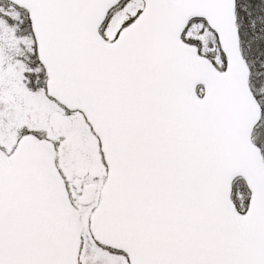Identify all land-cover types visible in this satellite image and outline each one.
Instances as JSON below:
<instances>
[{
  "label": "snow or ice",
  "instance_id": "6c2138e0",
  "mask_svg": "<svg viewBox=\"0 0 264 264\" xmlns=\"http://www.w3.org/2000/svg\"><path fill=\"white\" fill-rule=\"evenodd\" d=\"M0 264H264V0H0Z\"/></svg>",
  "mask_w": 264,
  "mask_h": 264
}]
</instances>
